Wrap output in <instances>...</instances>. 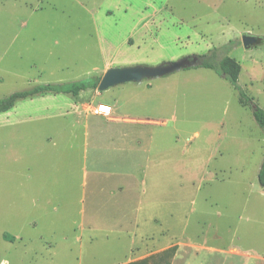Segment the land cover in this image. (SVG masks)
Masks as SVG:
<instances>
[{"label":"rangeland","instance_id":"obj_1","mask_svg":"<svg viewBox=\"0 0 264 264\" xmlns=\"http://www.w3.org/2000/svg\"><path fill=\"white\" fill-rule=\"evenodd\" d=\"M226 44L264 110V0H0V100L97 77L109 56L157 66ZM67 97L0 114V264H121L174 245L170 264H264V133L226 80L184 69L99 92L80 121L17 122Z\"/></svg>","mask_w":264,"mask_h":264},{"label":"trees","instance_id":"obj_2","mask_svg":"<svg viewBox=\"0 0 264 264\" xmlns=\"http://www.w3.org/2000/svg\"><path fill=\"white\" fill-rule=\"evenodd\" d=\"M232 44H239V42H233ZM232 44H226L219 48H214L206 55L196 56L198 58V65L196 68L211 70L220 78L226 80L233 87V89L238 92L240 104L243 107H249L251 109L257 126L264 133V110L256 106L253 102V99L248 97L238 84V77L241 67L233 58L228 55L231 47H234ZM100 78L101 77H93L86 80L63 84L38 85L31 89L14 92L0 100V114L10 111L19 101L22 100L32 99L34 97L47 94H69L72 96H77L80 92L86 90H96ZM257 179L259 185L264 187V159L260 165ZM4 239H8V237L4 236ZM176 250L177 246L174 245L157 254L127 264H170V261L175 255Z\"/></svg>","mask_w":264,"mask_h":264},{"label":"water","instance_id":"obj_3","mask_svg":"<svg viewBox=\"0 0 264 264\" xmlns=\"http://www.w3.org/2000/svg\"><path fill=\"white\" fill-rule=\"evenodd\" d=\"M257 42L258 38L249 34H244L241 37L242 46L246 50L256 46ZM197 65L198 58L196 56H189L175 62L161 63L157 66L136 65L109 68L103 73L96 90L98 92H105L124 84H140L144 80L162 78L184 69L194 68Z\"/></svg>","mask_w":264,"mask_h":264},{"label":"crops","instance_id":"obj_4","mask_svg":"<svg viewBox=\"0 0 264 264\" xmlns=\"http://www.w3.org/2000/svg\"><path fill=\"white\" fill-rule=\"evenodd\" d=\"M129 39H131V38L128 37L127 41ZM112 48L113 47H111L110 50ZM111 52L114 53L113 50ZM4 60H6V58H4ZM112 64L113 63L111 61V56H109L108 60H106V62L103 64L102 69L101 70L97 69L95 71L96 72L95 75L97 77H99V75L101 73L105 72L107 69H109ZM94 70H95V68H94ZM55 95H59V94H55ZM65 95H69V94H65ZM49 96L53 97L54 95L53 94H47V95H43V96L34 97L32 99H35V98L42 99L43 97H49ZM98 96H99V92L97 90H86V91L80 92L77 96L70 95V97H67V98H50L47 100L44 99V101H47V103L49 104V108L47 109V114L37 115L35 117L28 116L27 118L21 119L17 122L24 123L25 121H29V120H44V119L59 120V121L63 122V121H66L65 119H67L69 116H72L71 118H73V120H71V121H77L78 119L80 121V120H83L84 115L82 114V110L85 108L87 102L88 101L94 102V99L97 98ZM8 112H6V113H8ZM68 119L70 121V117ZM68 119H67V121H68ZM165 249H167V248H165ZM165 249H162L159 252H161ZM157 253L158 252L149 253V254H146L144 256H139V257H138V255H133L131 253L128 256L127 260L121 264H127L130 262L142 260L148 256H151V255H154ZM171 264H173V262H171ZM182 264H189V262L182 263Z\"/></svg>","mask_w":264,"mask_h":264},{"label":"built area","instance_id":"obj_5","mask_svg":"<svg viewBox=\"0 0 264 264\" xmlns=\"http://www.w3.org/2000/svg\"><path fill=\"white\" fill-rule=\"evenodd\" d=\"M96 114L98 113H105V112H100L98 109L95 111Z\"/></svg>","mask_w":264,"mask_h":264},{"label":"bare ground","instance_id":"obj_6","mask_svg":"<svg viewBox=\"0 0 264 264\" xmlns=\"http://www.w3.org/2000/svg\"><path fill=\"white\" fill-rule=\"evenodd\" d=\"M101 110H102V108H101ZM101 112H103V111H101Z\"/></svg>","mask_w":264,"mask_h":264}]
</instances>
